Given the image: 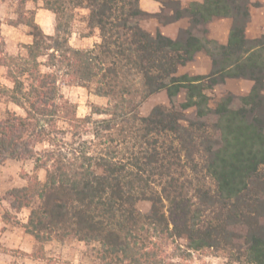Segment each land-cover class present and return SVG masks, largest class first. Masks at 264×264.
<instances>
[{
    "label": "trees",
    "instance_id": "1",
    "mask_svg": "<svg viewBox=\"0 0 264 264\" xmlns=\"http://www.w3.org/2000/svg\"><path fill=\"white\" fill-rule=\"evenodd\" d=\"M156 1L160 10L150 13L139 0H44L54 35L33 16L12 21L33 37L16 56L0 36V65L11 82L0 91L25 112L0 121V163L32 158L34 170H45L43 180L35 173L11 188L10 205L30 209L23 227L40 243L37 258L44 242L74 238L99 244L98 264H176L165 245L180 238L182 258L203 251L226 264H264V33L246 35L249 0ZM81 9L88 34L97 36L88 48L68 41ZM225 17L231 25L222 43L208 36V24ZM149 18L187 25L172 38L142 27ZM198 52L210 70L179 73ZM229 78L252 81L249 92L227 93L211 107L206 90ZM61 80L107 105L78 117ZM161 91L168 105L142 114V102ZM38 143L46 147L38 151ZM141 200L150 203L147 212L137 208Z\"/></svg>",
    "mask_w": 264,
    "mask_h": 264
},
{
    "label": "rangeland",
    "instance_id": "2",
    "mask_svg": "<svg viewBox=\"0 0 264 264\" xmlns=\"http://www.w3.org/2000/svg\"><path fill=\"white\" fill-rule=\"evenodd\" d=\"M44 0H28V4L21 6L20 0H12L8 2L6 7L0 10V14L8 15L14 13L16 18L7 17L8 22L17 20L18 18L33 16L38 8L43 7ZM27 2V0L25 1ZM188 0H181L182 5H186ZM250 3V21L246 27V35L249 38L260 36L264 33V0H249ZM29 7V8H26ZM31 7V8H30ZM32 11V13H31ZM84 9L75 12L74 19L71 23L70 34L68 41L71 46L76 44V38L88 34L85 23L82 21ZM53 14V13H52ZM7 15V16H8ZM228 23L220 18L213 19L208 24V36L225 39L227 35ZM159 22L155 18H149L141 21L142 27L151 32L158 29ZM187 21L182 19L176 26L167 29L170 34H177L181 27H185ZM27 26V32L30 28ZM50 34V35H54ZM0 36L3 41V48L7 54L16 56L26 53L25 45L21 42H7L1 33L0 21ZM75 47V46H73ZM8 48V49H7ZM81 48V47H76ZM45 57H41V61H45ZM210 68V59L204 53L200 52L184 66L179 67V73H206ZM43 71H47L45 66H42ZM11 82L7 78V70L0 67V86L9 87ZM252 81L241 78H229L224 83L216 85L212 89H207L206 93L210 97V106L214 107L218 99L227 94L233 93L236 96L246 95ZM60 91L63 96L76 105V114L78 117H83L90 114L94 105L105 107L107 105V98L96 95L88 88L79 85H73L61 80ZM264 91V90H263ZM182 95L180 96V99ZM168 97L164 91L151 95L140 106V112L147 114L150 109L156 104L168 105ZM16 113L24 115V110L11 102L6 93L0 91V121L5 119L9 113ZM191 111L189 112V114ZM95 118L104 117V115L93 114ZM58 129L65 131L68 125L64 121L57 123ZM58 136L70 137L65 134H58ZM45 143H38L35 149L40 151L45 148ZM37 174L38 178L43 180L45 177V170L39 168L34 170V160L32 158L25 159H6L0 163V264H98L97 251L99 244L97 242L85 243L74 238L53 239L42 244L44 258H37L39 255L38 247L40 243L24 230L23 224L27 221L29 208L23 207L20 210H14L11 203L10 189L13 187H21L26 185L28 180ZM137 208L141 212H147L150 203L146 200H141L137 203ZM185 240L178 238L175 242L165 245V251L169 258L176 262V264H226V259L211 252L193 251L187 258H182L178 255L175 249L176 244H179L182 249L185 248Z\"/></svg>",
    "mask_w": 264,
    "mask_h": 264
},
{
    "label": "crops",
    "instance_id": "3",
    "mask_svg": "<svg viewBox=\"0 0 264 264\" xmlns=\"http://www.w3.org/2000/svg\"><path fill=\"white\" fill-rule=\"evenodd\" d=\"M8 2H12V0H0V10L2 8L6 7V5L9 4ZM25 4H28V0H27V2H25ZM139 5L144 11L150 12V13H155V12L160 10V3L156 0H139ZM26 8H29V7H26ZM86 12L87 11L84 9L83 14H85ZM7 15L8 14L6 11H5V14H3V15L0 14L1 33L5 37L6 41L7 42L14 41L16 43L21 42L24 44L31 43L33 40V37L29 32H27L26 24H24L22 22H17L16 24L10 23V22H8L7 17L16 18L15 14L12 13L8 16ZM220 19L225 20V22H229L228 23V29H227V35H226L225 39H221V38L219 39V38H216L214 36L211 38H214V39L218 40L219 42L224 43V42H226L227 37H228V32H229V28L231 25V19L226 18V17L220 18ZM34 20L41 27V29L43 30V32L45 34L50 35V34L55 33V16H54V14H52V12L50 10L42 8V7L38 8L36 13H35ZM180 21L181 20H177L174 22L166 23V24L159 23L158 29L162 33L174 38L176 36V34H170V32H167V29L170 27L176 26V24H178V22H180ZM96 40H97L96 34H87L85 36H81V37L76 38L77 42L73 46L81 47V48H88V47H91L95 43ZM198 53H200V52H198ZM0 67H3V66L0 65ZM209 70H210V68H209Z\"/></svg>",
    "mask_w": 264,
    "mask_h": 264
}]
</instances>
